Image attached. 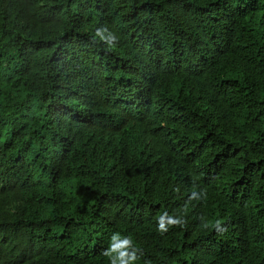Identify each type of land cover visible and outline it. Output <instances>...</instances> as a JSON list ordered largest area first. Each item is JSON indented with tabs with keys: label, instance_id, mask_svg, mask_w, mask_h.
Instances as JSON below:
<instances>
[{
	"label": "trees",
	"instance_id": "1",
	"mask_svg": "<svg viewBox=\"0 0 264 264\" xmlns=\"http://www.w3.org/2000/svg\"><path fill=\"white\" fill-rule=\"evenodd\" d=\"M114 232L264 264V0H0V264H109Z\"/></svg>",
	"mask_w": 264,
	"mask_h": 264
},
{
	"label": "clouds",
	"instance_id": "2",
	"mask_svg": "<svg viewBox=\"0 0 264 264\" xmlns=\"http://www.w3.org/2000/svg\"><path fill=\"white\" fill-rule=\"evenodd\" d=\"M181 3L185 6L183 2ZM100 33L101 30L98 29L96 34L100 35ZM200 197L206 198V192H201L200 196L197 197L196 192L194 191L191 198L199 199ZM198 219L201 221L200 227L202 229H215L218 232L223 231V222L219 219L212 221L203 216ZM186 225L187 221L182 216H173L165 212L157 221V231L164 234L170 227L184 228ZM138 251L139 249L134 246L131 236H121L119 232H114L110 237L108 248L103 250L102 255L108 259L109 264H136L139 259L137 255Z\"/></svg>",
	"mask_w": 264,
	"mask_h": 264
}]
</instances>
